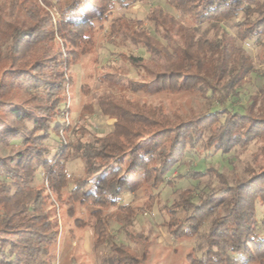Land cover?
<instances>
[{
  "label": "trees",
  "instance_id": "trees-1",
  "mask_svg": "<svg viewBox=\"0 0 264 264\" xmlns=\"http://www.w3.org/2000/svg\"><path fill=\"white\" fill-rule=\"evenodd\" d=\"M133 1L0 0V139H20L12 145V155H0V175L8 179L0 181V264H34L40 257L46 261L58 237L56 216L48 209L52 195L66 206L71 232L89 227L94 247L107 246L100 264H108L109 258L115 264H145L146 250L137 255L128 244L114 240L109 231L113 211L107 208L115 207L131 219L152 207L157 200L152 190L199 141L212 154H226L254 141L264 157V84L258 94L249 96L242 112L220 108L189 115L169 114L157 105L103 93L97 106L114 119L113 128L98 135L79 125L74 140L50 155L46 141L65 128L69 113L65 92L73 83L70 69L95 46L94 20L100 27L108 22V43L122 38L148 54L144 58L117 52L120 59L142 69L138 80L116 73L132 92L185 91L222 103L236 95L254 68L240 43L256 37L264 62V0H165L194 24L185 25L154 6L145 18L160 39L144 20L113 15L115 8H126ZM53 4L57 19L49 11ZM229 20L232 34L222 25ZM205 23L213 32L210 37L200 31ZM56 38L60 46L54 45ZM81 88L88 93L87 86ZM82 109L92 111V105ZM257 157L254 154L252 161ZM74 158L82 161L83 168L70 180L66 164ZM110 166L116 171L107 176ZM38 168L45 183L41 186L35 184ZM244 170L247 175L233 182L211 166L189 171L190 178L209 175L219 184L209 192L198 191L197 200L195 187L179 189L170 204L162 205L168 215L163 225L176 240L198 235L208 222L203 256L189 254L190 264H236L240 259L241 264H264V166L256 171L247 163ZM137 190L146 196L144 206L120 203L124 194ZM76 205L87 209V218L75 216ZM179 211L184 214L177 215ZM128 237L144 245L149 238L141 232H129ZM229 252L238 258L231 259Z\"/></svg>",
  "mask_w": 264,
  "mask_h": 264
},
{
  "label": "rangeland",
  "instance_id": "rangeland-1",
  "mask_svg": "<svg viewBox=\"0 0 264 264\" xmlns=\"http://www.w3.org/2000/svg\"><path fill=\"white\" fill-rule=\"evenodd\" d=\"M52 2L55 3V0ZM154 6H161L165 11L179 18L185 25L192 26L194 24L189 16H179L177 10L165 0H135L126 8H115L112 13L113 15L125 14L127 17L144 20V24L151 29L152 35L160 39L145 18L149 9ZM49 11L54 19L59 17L55 4L49 8ZM230 22V20L226 21L222 25L232 34L233 28L229 26ZM94 23L95 28L92 31V36L95 46L93 51L81 56L77 64L70 69L73 83L67 86L65 92L66 109L69 112L65 114V128L51 135L46 141L50 147V155L59 146L74 140L75 128L79 125L98 135H102L113 128L114 119L103 115L97 106V99L103 93H112L116 97L157 105L169 114L189 115L192 112L203 113L220 108L242 112L248 104L249 96L258 94L264 84V62L261 58L259 42L256 37H253L240 43L252 59L253 71L245 76V83L238 88L236 95L227 97L222 103L210 97H203L198 93L185 91L178 93L132 92L128 89L126 80L119 81L116 73L120 72L138 80L139 72L142 69L135 68L120 59L117 52L123 51L144 58H148V54L143 49L133 47L130 42L122 38H119L115 44L108 43L106 41L108 22L104 21L103 27H100L98 20H94ZM200 31H207L206 35L209 37L213 35L206 23L200 26ZM60 44L61 41L56 38L54 45L60 46ZM146 67L152 71L150 63H147ZM162 69L167 70V65L163 64ZM82 85L88 87L87 94L83 93ZM85 104H91L92 111L82 109ZM60 106L62 107L63 104ZM19 142V138H9L7 142L0 139V155H12L14 152V148H11L12 145ZM257 147L258 143L251 141L247 146L237 147L229 153L217 152L212 154L201 148L200 141L197 142L194 148L187 151L183 161L166 176L165 181L157 189L152 190V193L157 197L152 207L143 208L142 213L134 215L131 219L128 216L123 217L115 207L107 208L106 211H113V218L109 221V231L114 240L128 244L137 255L146 250L148 259L145 264H190L187 258L189 254L195 258L202 257L206 248L204 232L208 222L201 225L198 235L176 240L167 233L163 225V221L167 219L168 215L162 210V205L170 204L179 189L188 186L195 187L194 199L197 200L198 191L209 192L219 184L217 178L209 175L199 179L190 178L187 176L189 171L205 170L206 167L211 166L225 173L229 182L247 175L244 170L247 163L251 164L256 171H261L264 166V157L257 150ZM256 153H258V157L256 161H252V156ZM66 165L70 180L82 173L83 163L80 159L69 160ZM115 171L116 168L110 166L106 175L110 176ZM0 181L7 182L8 179L0 175ZM35 184L39 186L45 184L40 168L36 171ZM66 191L64 190V195H67ZM51 199L53 203L49 205L48 209L53 217L56 216L57 242L51 246L50 254L45 257L46 261L43 260L44 257H40L34 264H100L103 261V256L108 253L107 246L94 247L92 229L89 227L74 228L71 232L69 229L73 227L72 219L66 214V206L56 201L55 195H52ZM145 200L146 196L137 190L134 193L124 194L120 203L144 206ZM75 209V216L87 218L88 211L84 206L76 205ZM258 213L260 215L259 209ZM183 214L182 211L177 213V215ZM129 220H131L130 224H128ZM129 232H141L143 235H147L149 237L148 242L145 245L134 243L128 237ZM229 256L231 259L238 258L237 254L230 252ZM243 260L240 259L236 264H241ZM115 262L114 258H109L107 261L108 264H115Z\"/></svg>",
  "mask_w": 264,
  "mask_h": 264
}]
</instances>
